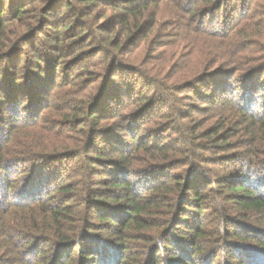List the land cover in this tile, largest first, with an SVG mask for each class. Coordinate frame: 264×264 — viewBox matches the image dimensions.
I'll use <instances>...</instances> for the list:
<instances>
[{
    "label": "trees",
    "instance_id": "trees-1",
    "mask_svg": "<svg viewBox=\"0 0 264 264\" xmlns=\"http://www.w3.org/2000/svg\"><path fill=\"white\" fill-rule=\"evenodd\" d=\"M167 17L180 70L131 69ZM262 76L264 0H0V264H264Z\"/></svg>",
    "mask_w": 264,
    "mask_h": 264
},
{
    "label": "rangeland",
    "instance_id": "rangeland-1",
    "mask_svg": "<svg viewBox=\"0 0 264 264\" xmlns=\"http://www.w3.org/2000/svg\"><path fill=\"white\" fill-rule=\"evenodd\" d=\"M119 1H123V0H119ZM107 8L108 7H106L105 5L102 4V2H100L98 10H101V9L106 10ZM152 9L157 10V5L155 4ZM162 10H163L164 15L166 16V15H168L170 8L168 6L162 7L161 11ZM113 13H114L113 10L107 11V15H111ZM103 21L104 20H102L101 22H103ZM175 23H176V20L173 17H167L166 21L162 23V26L158 30L157 29L153 30V32H152L153 36H151L153 38V41H154L153 44L142 43V45L140 47L133 48V45L137 46L139 44L138 40L133 41L131 46L127 49L126 54H124L125 57L127 58V61L130 64L131 69H134L135 71H140L141 74H144L145 71H147V68H151L150 65L152 63H154V66L161 63L160 59L162 57L166 56L167 52L169 51L170 61H168L167 64L166 63L163 64V68H165V72H167V74H172L175 77L176 73L180 70L179 61L174 63V60L178 56L177 50L174 49L175 46H178L175 43V40L176 39L181 40L182 34H183L182 31H179L181 36L176 37L173 35L176 32V29H175L176 24ZM38 37L40 38V40L43 38L41 36H38ZM185 44H186V42L183 41L179 50L183 54L184 53L188 54L191 52V50L188 51L187 49L189 48V46H188V44H186V45ZM161 45H163V46H161ZM49 50L53 51L52 47ZM174 51L176 52V56L174 55V57L171 59L172 52H174ZM31 52H33V50H31ZM99 67H102L101 64H99L97 66V69ZM167 69H169V70L167 71ZM121 75L122 74H120V73L116 74V76L114 78L120 77ZM59 76H61V74ZM59 76H58V79H60ZM165 76H167V75H165ZM124 77H125V79L131 80L132 83H133V80L135 78L134 75L132 77L127 76V75ZM260 79H261V81L264 80V76H262ZM170 80H174V78H171ZM101 81H102V79L99 82H101ZM139 88L140 87L138 86L137 89H139ZM239 90H240V88H237V90H236L237 94L239 93L238 92ZM191 93H192V91L185 90V92H183L180 96L184 97L185 95H188ZM134 94L137 95V92H135ZM237 94H236V96H237ZM222 99L224 101L230 100L229 96L222 97ZM190 101L194 102L192 99H190V100L186 99L183 102L188 103ZM192 102L189 105L185 104V106H180V111L182 110L181 113L183 114V116L188 115L184 119L182 117H180L179 118L180 122H183L186 125H188V124L200 125L198 128V132H202L204 129H207V128H214L215 126H218L221 122H223V118H222V113H223L222 111L223 110L222 109L214 110V107L210 108L208 106H205V104L203 103L202 104L203 107L201 110H191L192 105H194V104H192ZM157 112H158V108H156V110H154V113H157ZM154 126H155V124H153L152 127H154ZM181 131L183 133H181V132L174 133L173 136H175L176 138H180L179 142H184L183 138L186 137V134L191 136V133L189 131L186 132L185 128H183ZM171 134H172V132L169 131L167 133H164V136L169 137V135H171ZM172 139H173L172 136H170L169 138H167V140L164 139V141L169 142ZM201 142H207V140L204 138L198 139V140H196L195 143L200 144ZM228 152H230V151H228ZM221 153H226V152L220 151V154ZM212 156H214V155L212 154ZM224 163L227 164V162H224ZM218 166H216V168ZM238 166H239V163L234 164L232 166L229 165L228 168L225 169V167H224V169L225 170L233 169V167H238ZM222 174H223V171L221 172V175ZM215 178H217V177L215 176Z\"/></svg>",
    "mask_w": 264,
    "mask_h": 264
}]
</instances>
